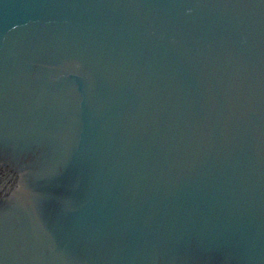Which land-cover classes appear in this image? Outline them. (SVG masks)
<instances>
[{
  "label": "water",
  "instance_id": "obj_1",
  "mask_svg": "<svg viewBox=\"0 0 264 264\" xmlns=\"http://www.w3.org/2000/svg\"><path fill=\"white\" fill-rule=\"evenodd\" d=\"M0 264H264V0H0Z\"/></svg>",
  "mask_w": 264,
  "mask_h": 264
}]
</instances>
